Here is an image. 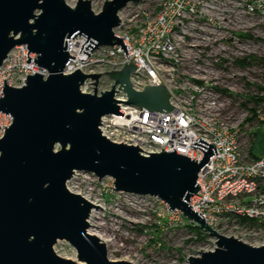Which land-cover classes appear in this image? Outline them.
Segmentation results:
<instances>
[{"label": "water", "instance_id": "water-1", "mask_svg": "<svg viewBox=\"0 0 264 264\" xmlns=\"http://www.w3.org/2000/svg\"><path fill=\"white\" fill-rule=\"evenodd\" d=\"M144 1L106 0L96 14L92 0H79L75 7L65 0H0V66L15 47L27 45V64L36 63L50 74L46 80L39 74L28 76L22 88L4 81L0 111L14 120L0 138V264H132L111 260L107 244L89 233L91 213L101 208L69 191L67 182L75 173L99 181L112 178L116 193L157 198L216 239L214 251H194L189 264H264V245L217 233L191 207L201 190L200 172L218 155L215 145L198 138L191 148L204 157L196 161L176 150L146 156L139 147L102 135L104 117L123 118L120 104L172 112V94L165 85L135 90L130 80L137 69L134 60L121 71L106 73L114 84L101 94L97 87L102 74L77 70L64 75L69 59H75L66 42L74 35L73 40L78 35L88 38V58L95 49L120 46L128 59L127 46L114 30L121 25L123 9ZM89 79L96 87L93 94L81 91ZM119 91L126 94V102L116 99ZM61 241L76 250L77 261L57 254L55 246Z\"/></svg>", "mask_w": 264, "mask_h": 264}, {"label": "built area", "instance_id": "built-area-1", "mask_svg": "<svg viewBox=\"0 0 264 264\" xmlns=\"http://www.w3.org/2000/svg\"><path fill=\"white\" fill-rule=\"evenodd\" d=\"M236 1L203 0L199 4H191L190 0H145L137 5L129 4L120 12L121 25L114 30L127 46L129 58H126L120 46L95 49L88 58L84 54L88 38L78 35L73 40L74 35L66 42L69 55L75 59H69L64 75H71L77 70L85 75L102 74L101 84L108 78L106 73L121 71L134 60L137 69L130 80L135 90L165 85L172 94L171 104L175 108L172 112L151 113L146 109L120 104L123 118L114 114L104 117L100 126L102 135L116 144L139 147L146 156L161 153L162 149L168 153L176 150L179 155L196 161L204 157L200 150L191 148V145L197 144L198 138L215 145L218 155L212 156L200 172L198 184L201 190L192 198L191 207L193 211L201 213L208 226L217 233L226 237L249 236L256 240L251 246L261 247L264 245V154L259 158L250 155L251 140L246 151L248 146L244 142L249 139L247 131L251 134L253 130L246 122L250 114L243 109L248 117L244 121L245 126H240L232 111L242 97L238 100V94L230 91L231 80L224 83L225 79L220 75L222 69L218 70V64L215 65L208 58L197 64L196 73L201 78H187L181 83L174 79L172 72L181 59L179 42L176 40L189 37L203 41L201 37L205 36L215 39V35H209L205 30L218 31L219 22L232 17L226 3ZM241 7L249 15L247 0ZM27 48V45L15 47L0 66L1 98L4 97L6 80L10 87L22 88L28 76L39 74L45 80L49 77L48 70L36 63L27 64ZM213 48V44L207 43L198 49L201 54L212 55ZM29 57L35 59L36 55L29 53ZM94 87V81L89 79L81 91L93 94L87 90ZM116 99L126 102L127 96L119 91ZM13 120L10 114L0 111V138L11 127ZM83 176L90 174L75 173L67 182L69 191L82 194L78 189L85 181ZM125 195L137 199V203L153 200L161 207V215L181 221L186 226L192 224L179 211L170 212L168 206L157 198ZM215 248L204 251H214Z\"/></svg>", "mask_w": 264, "mask_h": 264}, {"label": "rangeland", "instance_id": "rangeland-1", "mask_svg": "<svg viewBox=\"0 0 264 264\" xmlns=\"http://www.w3.org/2000/svg\"><path fill=\"white\" fill-rule=\"evenodd\" d=\"M65 1L69 6L75 7L79 0ZM202 1L190 0L191 4ZM244 1L246 0H237L233 4L225 2L232 17L219 22V32L205 30L209 35H215V39L207 36L201 37L203 41L189 37L178 38L176 41L179 42L181 59L172 69L174 79L183 83L187 78H201L196 73L199 61L208 58L215 65L218 64L217 69H222L220 75L225 79L224 83L229 79L232 82L229 85L230 91L238 94V100L244 98L232 109L240 126H245L244 121L248 115L239 105L252 96H262L257 87L264 88V0H247L249 15L241 7ZM105 2L106 0H92L93 11L100 13ZM207 43L214 45L212 55L201 54L198 49ZM239 62L246 64L242 66ZM111 83L109 78H105L97 87L99 94L108 91ZM95 88L87 91L94 93ZM258 110L264 118V103ZM253 126L251 134L247 131L249 139L244 142L248 146L246 151L249 150V140L250 149L253 143L258 146L264 140V123L254 122ZM90 176H83L85 181L78 190L82 193L81 196L101 208L93 210V217L89 220V233L98 234L109 241L106 244L111 260L128 261L132 264H188L194 251L201 252L216 246V239L210 236L204 242H196V234L190 233L181 221L161 215V207L153 200L137 203V199L113 191V179L99 181ZM233 237L249 245L256 242L249 236ZM55 251L63 258L78 260L76 250L68 242H59Z\"/></svg>", "mask_w": 264, "mask_h": 264}, {"label": "trees", "instance_id": "trees-1", "mask_svg": "<svg viewBox=\"0 0 264 264\" xmlns=\"http://www.w3.org/2000/svg\"><path fill=\"white\" fill-rule=\"evenodd\" d=\"M239 64H241V62H239ZM245 64H246V62H244L241 65L244 66ZM257 88H258L259 94H263V95L262 96L261 95L252 96L249 99H246L240 105L243 109H245L249 112L250 115L246 119V122L249 123L251 127H254L253 126L254 122L264 123V118L262 116H260V114H262V112L258 110V107L264 103V88L260 87V86ZM242 99H244V98H242ZM255 149L256 150L258 149V151L255 152L254 151ZM259 150H262V151L260 152ZM249 153L254 158H259L261 155H263L264 154V140L262 142H260V144H258V146H257V144L255 146L253 143V145L251 146V149L249 150ZM186 228L190 231V233H194L197 235L196 242H204L207 238H209V235L205 234L203 231H201L199 229L194 228L192 226V224H188L186 226Z\"/></svg>", "mask_w": 264, "mask_h": 264}, {"label": "bare ground", "instance_id": "bare-ground-1", "mask_svg": "<svg viewBox=\"0 0 264 264\" xmlns=\"http://www.w3.org/2000/svg\"><path fill=\"white\" fill-rule=\"evenodd\" d=\"M91 234H93V233H91ZM93 235L98 236V237H99L104 243H109V241L104 240V239L101 238L98 234H93Z\"/></svg>", "mask_w": 264, "mask_h": 264}]
</instances>
